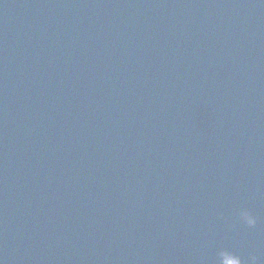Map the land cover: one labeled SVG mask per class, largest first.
<instances>
[{
    "label": "water",
    "instance_id": "1",
    "mask_svg": "<svg viewBox=\"0 0 264 264\" xmlns=\"http://www.w3.org/2000/svg\"><path fill=\"white\" fill-rule=\"evenodd\" d=\"M221 250L264 264V0H0V264Z\"/></svg>",
    "mask_w": 264,
    "mask_h": 264
},
{
    "label": "clouds",
    "instance_id": "2",
    "mask_svg": "<svg viewBox=\"0 0 264 264\" xmlns=\"http://www.w3.org/2000/svg\"><path fill=\"white\" fill-rule=\"evenodd\" d=\"M239 219L243 221V223L247 224L250 227H254L257 223L256 217H254L249 211L241 209L238 212ZM219 264H221L223 256L227 255L229 257H232L235 261L236 264H242V261L238 255H235L234 253L227 251V250H221L219 252ZM251 260L255 262L256 257L253 256L251 257Z\"/></svg>",
    "mask_w": 264,
    "mask_h": 264
}]
</instances>
